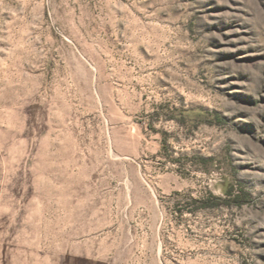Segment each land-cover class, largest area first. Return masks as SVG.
Segmentation results:
<instances>
[{
  "label": "rangeland",
  "instance_id": "rangeland-1",
  "mask_svg": "<svg viewBox=\"0 0 264 264\" xmlns=\"http://www.w3.org/2000/svg\"><path fill=\"white\" fill-rule=\"evenodd\" d=\"M0 264H264V0H0Z\"/></svg>",
  "mask_w": 264,
  "mask_h": 264
}]
</instances>
